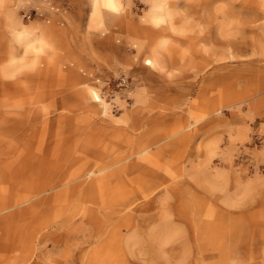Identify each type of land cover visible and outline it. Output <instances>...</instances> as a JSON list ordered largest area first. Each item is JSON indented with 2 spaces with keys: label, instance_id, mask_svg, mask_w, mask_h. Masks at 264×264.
Here are the masks:
<instances>
[{
  "label": "rangeland",
  "instance_id": "rangeland-1",
  "mask_svg": "<svg viewBox=\"0 0 264 264\" xmlns=\"http://www.w3.org/2000/svg\"><path fill=\"white\" fill-rule=\"evenodd\" d=\"M0 264H264V0H0Z\"/></svg>",
  "mask_w": 264,
  "mask_h": 264
}]
</instances>
